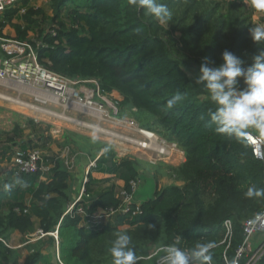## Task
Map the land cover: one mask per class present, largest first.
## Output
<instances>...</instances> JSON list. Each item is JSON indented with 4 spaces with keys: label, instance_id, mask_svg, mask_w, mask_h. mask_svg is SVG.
Wrapping results in <instances>:
<instances>
[{
    "label": "trees",
    "instance_id": "1",
    "mask_svg": "<svg viewBox=\"0 0 264 264\" xmlns=\"http://www.w3.org/2000/svg\"><path fill=\"white\" fill-rule=\"evenodd\" d=\"M158 2L172 13L170 29L144 9L130 6L128 0H49L51 14L32 0H23L27 12L18 16L21 22L14 26L19 38L27 39L32 31L42 40L37 50L47 69L81 81L96 80L101 94L117 92L122 97L115 99L117 118L131 116L141 126L178 142L186 159L168 167L183 184L156 186L153 196L141 202L135 214L137 204L133 203L130 212L117 213L91 230L83 224L85 216L78 212L79 206L88 212L118 208L119 193L132 191L131 182L140 178L141 162L130 155L118 157L110 144L99 143L96 167L89 170L84 184L89 196L64 215L72 201L71 173L58 155L43 154L44 162L51 166L45 173L38 170L16 176L10 167L1 166L11 161L14 146L47 148L51 140L49 127L39 128L34 120H28L26 128L31 127L37 137L26 139L24 127L17 122L11 131L0 130L4 143L0 170L5 174L0 181V238L8 239L15 230L24 235L39 229L48 233L63 216L60 247L65 232L76 233L79 238L71 254L82 264H112L110 248L118 231L131 236L132 246L142 257L138 264H147L152 244L158 249L177 238L184 249L215 242L212 264H227L225 255L233 259L245 239V220L264 210V197L244 195L250 186L264 188V160L249 143L241 145L214 131L208 113L216 106L196 80L204 58L208 57L210 67L219 66L225 50L250 66L253 56L264 51V41L254 42L249 29L264 24V13L256 21L246 0ZM17 10L8 9L0 27L11 23ZM240 87H244L242 78ZM176 95L182 99L169 107ZM94 171L106 176L96 177ZM17 177L24 186L16 184L5 191L3 185ZM228 219L233 222L231 240L224 225ZM47 236L54 245L55 238ZM40 240L30 245L32 252L24 264L47 260ZM162 255L159 250L150 257L151 264H159ZM0 258L19 264L18 251L1 240ZM258 264H264V255Z\"/></svg>",
    "mask_w": 264,
    "mask_h": 264
},
{
    "label": "rangeland",
    "instance_id": "2",
    "mask_svg": "<svg viewBox=\"0 0 264 264\" xmlns=\"http://www.w3.org/2000/svg\"><path fill=\"white\" fill-rule=\"evenodd\" d=\"M32 3L37 5L39 4V7L47 9V12L51 14V10H49V0H32ZM246 5L251 11H253L254 19L258 21L261 13L253 9L247 0ZM13 21L8 24V30L15 32L16 30ZM48 24L49 23L47 22V24L44 25L47 26ZM262 26H264V24ZM165 27L170 29V23H168V25ZM46 28H48V26ZM12 34V36L16 35V33ZM177 35L179 36L180 33L178 32ZM33 37L38 42V44H42V40L39 39L35 34ZM188 73L191 76L192 69L188 68ZM0 93L10 95L12 97L18 96L24 103L30 106H18V104H15L9 100L0 99V130L11 131L15 124L20 122V124L25 129V138L29 139L36 138L37 134L31 132V127L26 128V123L28 120H34L35 123H39V128L44 129L45 127H49L50 134L52 136L51 140L47 148L41 147L40 150L43 151L44 155H58V157L63 161L64 167L74 175L77 174V172H80L79 167L83 166L81 162L87 161L84 166L86 169H81L80 172L83 173L82 176H80L82 185L86 176L88 168L87 166L100 152L99 143L101 142L110 144L113 149L117 150L119 157L130 155L141 162L140 180L137 187V194L141 201H145L153 196V192L156 189V184L158 183L156 180L159 177H162V175H168L171 179L170 181L176 180L171 169L168 167L176 166L174 161L173 163H166L165 161L157 160L156 163H152L148 159L149 154L142 153L134 144L124 140L121 141V139L118 141L114 139L111 140L106 134L101 133L99 130L93 127H105L129 136H133L134 133L131 128L123 131V129L119 130L113 126L116 119L118 120L115 115L117 109L115 99H121L122 97L117 92H113L110 95L101 94V92H99V87L96 80H79V82L76 84L71 85V91L69 94L62 96L59 99L57 98V95L41 85L20 83L15 80L0 81ZM71 93L72 95H70ZM32 106H38L39 110H35ZM60 114L66 115L67 118L85 122L88 126L74 123L63 118L60 116ZM127 118L134 119L131 116H128L125 119ZM134 120L136 121V119ZM93 137L96 139L93 140ZM135 137L137 138L139 136L135 135ZM3 144V142H0V151L3 148ZM19 148V146H14V152H18ZM92 157L94 158L92 159ZM11 165L12 161H4L1 163L3 168L10 167ZM154 175L157 176V178H154ZM4 176L5 174L0 170V181L3 180ZM72 185L74 186L73 183ZM72 190H74V188H72ZM136 199L137 198H135V200ZM89 228L92 230L91 227ZM63 236V242L59 251L63 263L82 264L71 254L72 247L75 246L79 237L76 235V233L70 231L65 232ZM251 242H253V239ZM155 249L156 246L152 244L149 249V255L147 256V264H151L149 256L157 250ZM51 253L52 255L55 253V260L57 263H59L58 256L56 254V248H52ZM45 262L49 263V260L47 259L46 261H41L39 264H44Z\"/></svg>",
    "mask_w": 264,
    "mask_h": 264
},
{
    "label": "built area",
    "instance_id": "3",
    "mask_svg": "<svg viewBox=\"0 0 264 264\" xmlns=\"http://www.w3.org/2000/svg\"><path fill=\"white\" fill-rule=\"evenodd\" d=\"M12 8H18L17 17L15 16L14 19L23 16L27 12V7L23 4V0H0V21L3 20V16L7 10ZM8 24L5 27H0L2 32L0 34V81L15 80L20 83L41 85L57 95L58 99L66 94H69L71 91V85L79 82V79L69 78L65 75L47 69L40 62L37 50V47L40 44H38V42L34 39V32L30 31L27 39L19 38L18 35L12 36L8 34L6 30ZM70 95H72V93ZM201 97H205V95L203 94ZM113 126L119 130L123 129V131L131 128L134 131L133 136L116 132L105 127H93L101 133L106 134L111 140L114 139L118 141L121 139V141L124 140L134 144L139 151L149 154L148 159L152 163H156L157 160L172 163L176 153L185 155L184 150L178 142L170 141L165 137H161L157 132L141 126L138 121H135L134 119L118 118V120L116 119L114 122ZM135 135H138L139 137L136 138ZM248 143L252 146L254 154L264 160V142L258 140L255 134H252ZM14 155V158L12 157L13 160L11 159L12 165L10 168L16 176L24 173L36 172L38 170L45 173L48 172L51 167L44 162L43 151L39 148H29L27 150L19 148V151L15 152ZM99 156L100 154H98L94 160L90 162L80 193L69 204L64 215L72 213L75 206L79 204V202L84 201L85 197L89 196L85 193L84 184L88 180L87 175L89 170L92 167H96V161ZM138 185L139 179L133 180L131 182L132 191L124 189L119 193V196L121 197V204L118 208L88 212L86 208L79 206L78 212L85 216L83 224L87 228L91 227L92 229H97L117 213L130 212L133 203L137 204V208L133 211L135 214L140 210V204L135 200V193ZM62 219L63 216L60 218L56 229L53 231L44 233L43 230L39 229L36 233L30 234L28 242L35 241L45 235L53 236L55 238V248L58 260L61 264H64L59 254V226ZM224 225L227 229L226 237L231 240L233 236L232 220H226ZM244 233L245 239L237 248L233 259L229 260L225 255L227 264H258L259 260L264 255V241L257 249H254L251 246V240L256 233H264V210L255 213L253 216L245 220ZM0 240L10 247V244L5 239L0 238ZM162 248L163 247H160L154 251L149 258L156 255ZM158 262L160 264V257Z\"/></svg>",
    "mask_w": 264,
    "mask_h": 264
},
{
    "label": "clouds",
    "instance_id": "4",
    "mask_svg": "<svg viewBox=\"0 0 264 264\" xmlns=\"http://www.w3.org/2000/svg\"><path fill=\"white\" fill-rule=\"evenodd\" d=\"M247 2L257 12L264 13V0ZM128 3L144 9L162 25L167 26L172 19L168 7L158 0H128ZM249 31L254 42L264 41V26L256 25ZM222 61L219 66L210 67L208 57H205L196 80L207 90L211 102L216 106L214 111L208 113L210 123L215 126L214 131L241 145H247L252 134L264 142V51L254 55L253 63L248 67L244 66L242 58L228 50L222 53ZM241 78L244 87H240ZM181 99L180 95L174 96L169 101V107ZM200 118L203 120L205 117ZM16 184L24 186V182L17 177L12 183H5L3 188L10 191ZM244 195L248 198L264 197V188L250 186ZM179 245L177 238L174 243L164 246L160 264H212L215 242L197 243L192 249ZM110 253L112 264H138L142 258L137 255L132 238L126 231L115 233Z\"/></svg>",
    "mask_w": 264,
    "mask_h": 264
},
{
    "label": "crops",
    "instance_id": "5",
    "mask_svg": "<svg viewBox=\"0 0 264 264\" xmlns=\"http://www.w3.org/2000/svg\"><path fill=\"white\" fill-rule=\"evenodd\" d=\"M33 5L39 7V4H34ZM14 23H20L21 21H19L17 18L13 19ZM15 27V26H14ZM6 30L9 32L10 35H13L12 33H16L17 35V32H12V31H9L8 30V26L6 27ZM16 30V29H15ZM116 150V149H115ZM117 152V150H116ZM117 155H119L117 153ZM119 157V156H118ZM94 157H92L93 159ZM91 159V158H90ZM185 155L183 154H180V153H176V155L174 156L173 158V161L174 163H176V166L180 165L181 163H183L185 161ZM172 161V163H173ZM87 161H84V162H81V164L83 165L82 167H79L80 169V172H81V169L82 170H85L86 168H84L85 164H86ZM80 164V166H81ZM90 164V163H89ZM89 166V165H88ZM87 166V167H88ZM88 169V168H87ZM78 170V168H77ZM144 171V170H142ZM80 172H77V174H71V179H70V186H71V195H72V201L74 200V198L77 196V194L79 193V191L81 190V187H82V182H81V178L80 176H82L83 173H80ZM71 173V172H70ZM93 174L96 176V177H103V176H106L104 174H99L97 172H93ZM157 174V172H156ZM155 176V175H154ZM155 178V177H154ZM140 180V178H139ZM171 179L169 178L168 175H162V177H159L156 181L158 182L156 184V186L158 187H162L164 185H167V184H170V183H177V184H183V181L181 180H173V181H170ZM72 183L74 184V186L72 185ZM117 184L119 185H123L124 182L122 180H117L116 181ZM160 184V186H159ZM72 188H74V190H72ZM156 190V189H155ZM155 192V191H154ZM153 192V194H154ZM138 190H136V193H135V198L136 199V202L137 203H141L143 201H141L138 197ZM137 195V197H136ZM27 201L30 200L31 196L30 195H27ZM71 201V202H72ZM37 232V231H36ZM34 232V233H36ZM34 233H31V234H34ZM29 236L30 234H27V235H24L22 233H20L19 231L15 230L13 231L9 238L8 239H5L9 244H10V247L13 248V249H16L19 253V264H24L26 262V259L27 257L29 256V254L32 252V249L30 248V245L36 243L38 240L40 241H43L44 244L42 246V252H43V255H45V258H47L49 260V263H52V264H57L56 260H55V253L54 255H52L51 253V250L52 248L54 249L55 248V243L54 245L50 242V239L47 235L43 236V237H40L38 239H36L35 241H32V242H28L29 241ZM253 242H251V246L254 248V249H257L261 244L262 242L264 241V233H256L254 236H253ZM9 247V246H8ZM50 255V256H48ZM0 264H13L12 262H4L1 258H0Z\"/></svg>",
    "mask_w": 264,
    "mask_h": 264
},
{
    "label": "bare ground",
    "instance_id": "6",
    "mask_svg": "<svg viewBox=\"0 0 264 264\" xmlns=\"http://www.w3.org/2000/svg\"><path fill=\"white\" fill-rule=\"evenodd\" d=\"M0 98H2V99H5V100H9V101H11V102H13V103H15V104H18V106H25V107H30L29 105H27L26 103H24L22 100H21V98L20 97H12V96H10V95H6V94H3V93H0ZM44 102V101H43ZM32 107H34V106H32ZM39 107L37 106V107H34V109L36 110H39L38 109ZM46 111V110H45ZM46 112H48V111H46ZM50 113V112H49ZM56 115H58V114H56ZM60 116H62L63 118H65V119H67V120H70V121H72V122H74V123H77V124H79V125H84V126H88L87 125V123H85V122H82V121H80V120H75V119H71V118H67V116L66 115H63V114H60Z\"/></svg>",
    "mask_w": 264,
    "mask_h": 264
}]
</instances>
